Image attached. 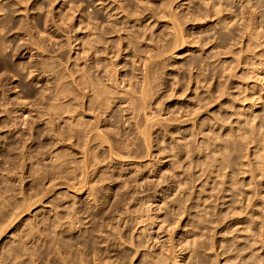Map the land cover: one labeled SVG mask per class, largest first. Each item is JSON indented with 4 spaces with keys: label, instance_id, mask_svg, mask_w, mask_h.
Instances as JSON below:
<instances>
[{
    "label": "rangeland",
    "instance_id": "1",
    "mask_svg": "<svg viewBox=\"0 0 264 264\" xmlns=\"http://www.w3.org/2000/svg\"><path fill=\"white\" fill-rule=\"evenodd\" d=\"M0 264H264V0H0Z\"/></svg>",
    "mask_w": 264,
    "mask_h": 264
},
{
    "label": "bare ground",
    "instance_id": "2",
    "mask_svg": "<svg viewBox=\"0 0 264 264\" xmlns=\"http://www.w3.org/2000/svg\"><path fill=\"white\" fill-rule=\"evenodd\" d=\"M149 68H151V66L147 65L146 66V71H149ZM147 89H148V82H147V79L145 77L144 80H143V85L141 86V89L139 91L141 93V99L145 97ZM99 94L108 96L109 92L107 90L103 89V88H100L99 89ZM130 100H131L130 104L133 105V109H140V108H144L145 107V106L142 105L143 104L142 100H141L142 103L138 102V100L136 101V99L134 97H131ZM137 132L142 133L143 130L140 127H137Z\"/></svg>",
    "mask_w": 264,
    "mask_h": 264
}]
</instances>
